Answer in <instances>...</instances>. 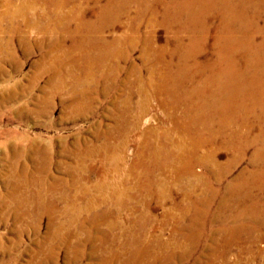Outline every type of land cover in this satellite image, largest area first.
I'll list each match as a JSON object with an SVG mask.
<instances>
[{
    "label": "rangeland",
    "instance_id": "rangeland-1",
    "mask_svg": "<svg viewBox=\"0 0 264 264\" xmlns=\"http://www.w3.org/2000/svg\"><path fill=\"white\" fill-rule=\"evenodd\" d=\"M122 1L0 0V264H98L101 257L117 254L119 260H131L130 264L154 260L158 264L161 259H168L169 264H264V233L232 241L229 246L232 235L222 229L234 223L225 226L220 209L226 198L225 185L249 167L258 146L244 143L243 158L235 166L225 165L228 173L221 180L206 161V165L195 162L190 168H180L182 173H174L173 161L165 162L163 156L155 163L150 161L148 167L138 165L143 151L148 153L139 144L148 127L158 130V138L154 140L157 136L153 135L150 140L159 147L164 132L172 138L180 135L166 114L171 110L169 115L180 119L183 113L179 106L166 102L164 106L163 100L170 99L159 84L161 68L144 53L146 40L153 46H170L180 33L174 34L162 21L163 1L170 0H124V5ZM106 4V9H117L100 16ZM97 25L103 29H94ZM211 41L208 37L207 46ZM147 116L156 120L142 122ZM121 119L125 122L122 128L117 124ZM138 119L142 123L133 126ZM204 148L198 150L199 156L209 154L203 150L211 147ZM214 153L219 165L233 157L218 145ZM143 246L161 255H149Z\"/></svg>",
    "mask_w": 264,
    "mask_h": 264
},
{
    "label": "bare ground",
    "instance_id": "bare-ground-1",
    "mask_svg": "<svg viewBox=\"0 0 264 264\" xmlns=\"http://www.w3.org/2000/svg\"><path fill=\"white\" fill-rule=\"evenodd\" d=\"M9 1V0H8ZM63 1V0H62ZM84 1V0H83ZM108 1V0H107ZM126 1V0H125ZM148 1V0H147ZM155 1V0H154ZM59 2V1H58ZM98 2V1H97ZM114 3V2H113ZM118 3V2H117ZM123 5L124 0L122 1ZM150 3V2H149ZM158 3V2H156ZM163 22L168 24L175 36L173 43L163 46H153L145 42V52L148 60L161 72L158 78L167 95L168 105L179 106L183 117L172 118L166 114L178 129L180 135L172 138L169 133H163V143L157 145L150 137L156 135L155 129L141 133V148L148 153L141 156L138 165L160 161L172 162L174 173H182L180 168H190L195 162L211 166L216 179L225 176L226 166H235L243 158V145L258 146L249 160V167L241 170L235 180L225 185L226 198L220 204L223 210L221 221L225 226L231 225L225 231L232 241L249 240L254 233L256 238L264 233V0H170L163 1ZM45 4V3H44ZM89 4V3H88ZM99 4V3H98ZM111 4V2H110ZM115 4V3H114ZM112 5V4H111ZM56 6V5H55ZM54 6V7H55ZM100 8V16L113 12L117 8ZM113 6V5H112ZM122 6V5H121ZM120 6V7H121ZM146 6V5H145ZM118 7V6H117ZM153 7V6H152ZM73 8V7H71ZM97 8V6H96ZM161 8V7H160ZM21 9V8H19ZM62 9V8H60ZM64 9V8H63ZM74 9V8H73ZM152 9V8H151ZM59 10V9H58ZM84 10V8H83ZM96 10V9H95ZM79 11V10H78ZM161 11V9H160ZM72 12V11H71ZM76 12V11H75ZM117 12V11H116ZM126 12V11H125ZM23 13V12H22ZM73 13V12H72ZM86 13V12H85ZM159 13V11H158ZM78 14V13H77ZM119 14V13H118ZM154 14V13H153ZM156 14V13H155ZM59 15V13H58ZM57 15V19H58ZM68 15V14H67ZM124 15V14H123ZM80 16V15H79ZM104 16V15H103ZM154 16V15H153ZM61 17V16H60ZM65 17V16H64ZM72 17V16H70ZM74 17V16H73ZM94 17V16H93ZM77 18V17H76ZM82 18V17H81ZM104 18V17H103ZM108 18V17H107ZM106 18V19H107ZM112 18V17H111ZM115 18V17H113ZM118 18V17H117ZM122 18V17H121ZM85 19V18H84ZM100 19V18H99ZM105 19V20H106ZM56 20V19H55ZM60 20V19H59ZM63 20V19H62ZM68 20V19H67ZM73 20V19H72ZM80 21V19H78ZM83 20V19H82ZM89 20V19H88ZM92 20V19H91ZM97 21V20H96ZM95 21V22H96ZM111 21V20H110ZM115 21V20H114ZM157 21V20H156ZM64 22V21H62ZM77 22V21H76ZM74 22V23H76ZM92 22V21H91ZM94 22V21H93ZM122 22V21H121ZM70 23V22H69ZM110 23V22H109ZM57 24V23H56ZM81 24V23H80ZM86 24V23H85ZM107 24V23H103ZM102 26L104 27V25ZM112 24V22H111ZM114 24V23H113ZM112 24V25H113ZM118 24V23H117ZM58 25V24H57ZM84 25V24H83ZM101 25V24H100ZM79 26V25H78ZM98 26V25H97ZM108 26V24H107ZM60 27V26H59ZM65 27V26H64ZM69 27V26H68ZM76 27V26H75ZM87 27V26H86ZM92 27L89 23L88 28ZM159 27V26H158ZM63 28V27H62ZM57 29V28H56ZM96 30L103 29L98 26ZM157 29V28H156ZM16 30V29H15ZM79 30V29H78ZM115 30V29H114ZM14 31V30H13ZM63 31V30H61ZM89 31V30H88ZM112 31V30H111ZM59 32V31H58ZM81 32V31H80ZM91 32V31H90ZM95 32V31H94ZM13 33V32H12ZM61 33V32H60ZM169 33V32H168ZM63 34V33H62ZM94 34V33H93ZM96 34V33H95ZM102 34V33H101ZM105 34V33H104ZM124 34V33H123ZM127 34V33H125ZM64 35V34H63ZM74 35V32H73ZM135 36V35H134ZM65 37V36H64ZM69 37V36H68ZM88 37V36H87ZM113 37V36H112ZM152 37V36H151ZM150 37V38H151ZM208 37L212 39L207 46ZM89 38V37H88ZM99 38V37H98ZM105 38V36H104ZM119 38V37H118ZM122 38V37H121ZM124 38V37H123ZM149 38V37H148ZM56 39V38H55ZM65 39V38H64ZM75 39V38H74ZM76 40V39H75ZM81 40V39H80ZM118 40V39H117ZM122 40V39H121ZM130 40V39H129ZM153 40V39H152ZM61 41V40H60ZM63 41V40H62ZM74 41V40H72ZM87 41V40H86ZM116 41V40H115ZM127 41V40H126ZM143 41V40H142ZM167 41V40H166ZM58 42V41H57ZM65 42V41H64ZM64 42L62 44H64ZM77 42V41H76ZM165 42V41H164ZM171 42V41H170ZM108 43V42H107ZM122 43V42H121ZM126 42H124L125 44ZM130 43V42H129ZM143 43V42H142ZM52 44V43H51ZM81 43H79L80 45ZM85 44V43H84ZM89 44V43H88ZM99 44V43H98ZM109 44V43H108ZM119 44V43H118ZM133 44V43H132ZM131 44V45H132ZM154 44V43H153ZM73 45V44H72ZM77 45V44H76ZM92 45V44H91ZM120 45V44H119ZM135 45V44H134ZM157 45V44H156ZM60 46V44H59ZM75 46V45H74ZM87 46V45H86ZM85 46V47H86ZM99 46V45H98ZM57 47V46H56ZM80 47V46H79ZM88 47V46H87ZM86 47V49H87ZM93 47V46H92ZM96 47V46H95ZM104 47V46H103ZM107 47V46H106ZM210 47L211 53L206 51ZM60 48V47H59ZM65 48V47H64ZM68 48V47H67ZM109 48V47H108ZM118 48V47H117ZM116 48V49H117ZM63 49V48H62ZM66 49V48H65ZM90 48H88L89 50ZM103 49V48H101ZM207 49V50H206ZM58 51V50H57ZM67 51V50H66ZM81 51V50H80ZM85 51V50H84ZM97 51V50H96ZM122 51V50H121ZM120 51V52H121ZM51 52V51H50ZM59 52V51H58ZM68 52V51H67ZM66 52V53H67ZM90 52V50H89ZM88 52V53H89ZM103 52V50H102ZM43 53V52H42ZM122 53V52H121ZM50 54V53H49ZM54 54V53H53ZM64 54V53H63ZM73 54V53H72ZM79 54V53H78ZM77 54V55H78ZM103 54V53H102ZM105 54V53H104ZM120 54V53H119ZM48 55V54H47ZM91 55V54H90ZM96 55V54H95ZM110 55V54H109ZM125 55V54H124ZM50 56V55H49ZM55 56V55H52ZM59 56V55H58ZM70 56V54H69ZM112 56V55H111ZM142 56V55H141ZM57 57V56H56ZM67 57V56H65ZM73 57V56H72ZM80 57V56H78ZM77 57V58H78ZM88 57V56H87ZM113 57V56H112ZM125 57V56H124ZM123 57V58H124ZM86 58V57H85ZM102 58V57H101ZM107 58V57H106ZM105 58V59H106ZM116 58V56H115ZM58 59V58H57ZM88 59V58H87ZM86 59V60H87ZM104 59V58H103ZM79 60V59H78ZM84 60V61H86ZM110 60V58H109ZM49 61V60H48ZM61 61V60H60ZM64 61V60H62ZM83 61V60H82ZM93 61V60H92ZM97 61V60H96ZM101 61V60H100ZM104 61V60H103ZM102 61V62H103ZM108 61V59H107ZM53 62V61H52ZM80 62V61H79ZM57 63V62H56ZM67 63V62H66ZM97 63V62H95ZM104 63V62H103ZM90 64V62H89ZM147 64V62H146ZM51 65V64H49ZM79 65V64H78ZM101 65V64H100ZM99 65V66H100ZM115 65V64H114ZM150 65V64H149ZM55 66V65H54ZM60 66V65H59ZM91 66V65H90ZM108 66V65H107ZM48 67V66H47ZM98 67V66H97ZM101 67V66H100ZM105 67V66H104ZM115 67V66H114ZM151 67V66H150ZM153 67V66H152ZM49 68V67H48ZM61 68V67H60ZM73 68V67H72ZM71 68V69H72ZM95 68V67H94ZM109 68V67H108ZM122 68V67H121ZM146 68V67H145ZM85 69V68H84ZM87 69V68H86ZM91 69V68H89ZM58 70V69H57ZM61 70V69H60ZM88 70V69H87ZM102 70V69H101ZM149 70V69H148ZM147 70V71H148ZM56 71V70H55ZM59 71V70H58ZM70 71V69H69ZM75 71V70H74ZM78 71V70H76ZM100 71V70H99ZM140 71V70H139ZM151 71V70H150ZM149 71V72H150ZM157 71V70H156ZM160 71V70H159ZM57 72V71H56ZM65 72V71H64ZM85 72V71H84ZM93 72V71H92ZM91 72V73H92ZM62 73V72H59ZM68 73V72H67ZM122 73V72H121ZM130 73V71H129ZM157 73V72H156ZM78 74V73H77ZM96 74V73H95ZM106 74V72H105ZM114 74V73H113ZM136 74V73H135ZM71 75V74H70ZM76 75V74H75ZM79 75V74H78ZM83 75V74H82ZM109 75V74H108ZM137 75V74H136ZM66 76V75H65ZM81 76V75H80ZM79 76V77H80ZM92 76V75H91ZM103 76V75H102ZM150 76V75H149ZM58 77V76H57ZM60 77V76H59ZM71 77V76H70ZM93 77V76H92ZM100 77V76H99ZM140 77V76H139ZM68 78V77H67ZM75 78V77H74ZM77 78V77H76ZM75 78V79H76ZM82 78V77H81ZM98 78V77H97ZM102 78V77H101ZM104 78V77H103ZM110 78V77H109ZM112 78V77H111ZM147 78V77H146ZM49 79V78H48ZM61 79V78H60ZM113 79V78H112ZM120 79V78H119ZM130 79V78H129ZM142 79V77H141ZM148 79V78H147ZM70 80V79H69ZM92 80V79H91ZM90 80V81H91ZM94 80V78H93ZM96 80V79H95ZM134 80V79H133ZM140 80V79H139ZM150 80V79H149ZM158 80V79H157ZM63 81V80H62ZM81 81V80H80ZM84 81V79H83ZM89 81V80H88ZM104 81V80H103ZM144 80L142 79V82ZM152 81V80H151ZM52 82V81H51ZM54 82V81H53ZM72 82V81H71ZM86 82V81H85ZM112 82V81H110ZM132 82V81H131ZM141 82V85L144 83ZM97 82H94V85ZM108 83V82H107ZM128 83V82H127ZM140 83V82H137ZM148 83V82H147ZM150 83V82H149ZM152 83V82H151ZM155 83V82H154ZM71 84V83H70ZM85 84V83H83ZM87 84V83H86ZM85 84V85H86ZM109 84V83H108ZM63 85V84H62ZM82 85V84H81ZM99 85V84H98ZM127 85V84H126ZM137 85V84H136ZM140 85V86H141ZM148 85V84H147ZM158 85V83H157ZM160 85V86H161ZM71 86V85H70ZM77 86V85H76ZM90 86V85H89ZM145 86V85H143ZM61 87V86H60ZM74 87V86H73ZM92 87V86H91ZM131 87V86H130ZM147 87V86H146ZM151 87V86H150ZM57 88V86H56ZM55 88V89H56ZM65 88V87H64ZM82 88V87H81ZM93 88V87H92ZM108 88V86H107ZM106 88V89H107ZM153 88V87H152ZM156 88V87H155ZM74 89V88H73ZM79 89V88H78ZM103 89V88H102ZM132 89V88H131ZM162 89V88H161ZM63 90V89H62ZM77 90V89H76ZM90 90V89H89ZM92 90V89H91ZM96 90V89H95ZM94 90V91H95ZM135 90V89H134ZM141 90V88L139 89ZM148 90V89H147ZM152 90V89H151ZM51 91V90H50ZM56 91V90H55ZM58 91V90H57ZM56 91V92H57ZM71 91V90H70ZM142 91V90H141ZM61 92V91H60ZM79 92V91H76ZM83 92V90H82ZM86 92V91H84ZM126 92V91H125ZM133 92V91H132ZM160 92V91H159ZM71 93V92H70ZM93 93V92H92ZM130 93V92H129ZM143 93V92H142ZM88 94V93H87ZM126 94V93H125ZM133 94V93H132ZM144 94V93H143ZM148 94V93H147ZM153 94V93H152ZM156 94V93H155ZM71 95V94H70ZM78 95V94H77ZM76 95V97H77ZM82 95V94H80ZM90 95V94H89ZM139 96V94H137ZM127 96V95H126ZM137 96V97H138ZM147 96V95H146ZM151 96V95H150ZM80 97V96H78ZM131 97V96H130ZM129 97V98H130ZM141 97V96H140ZM153 97V96H152ZM158 97V96H157ZM161 97V96H159ZM139 98V97H138ZM136 98V99H138ZM150 98V97H149ZM156 98V97H155ZM165 98V97H164ZM77 99V98H76ZM131 99V98H130ZM148 99V98H147ZM158 99V98H157ZM125 100V98H124ZM145 100V99H144ZM81 101V98H80ZM128 101V100H127ZM162 101V100H160ZM84 102V101H83ZM80 103V102H79ZM82 103V102H81ZM129 103V102H127ZM132 103V102H131ZM144 103V102H143ZM159 103V102H158ZM76 104V103H75ZM83 104V103H82ZM88 104V102H87ZM171 105V106H172ZM76 106V105H75ZM85 106V105H84ZM130 106V105H129ZM140 106V105H139ZM165 106V104H164ZM79 107V106H78ZM128 107V105H127ZM167 107V106H166ZM82 108V106H81ZM133 108V107H132ZM143 108V106L141 107ZM170 108V107H169ZM76 109V107H75ZM87 109V108H86ZM135 109V108H134ZM80 110V109H79ZM125 110V109H124ZM123 110V111H124ZM141 110V109H140ZM142 111V110H141ZM78 112V110H77ZM128 112V111H127ZM131 112V111H130ZM143 112V111H142ZM175 112V111H172ZM81 113V112H80ZM122 113V112H121ZM120 113V114H121ZM129 113V112H128ZM136 112H134L135 114ZM178 113V112H177ZM180 113V112H179ZM178 113V114H179ZM124 114V112H123ZM137 114V113H136ZM139 114V113H138ZM172 114V113H171ZM133 115V114H132ZM169 115V116H168ZM174 115V114H173ZM119 116V113L118 115ZM181 116V115H180ZM126 117V116H125ZM132 119V118H131ZM141 119V118H140ZM140 119L133 126L142 122L156 120L153 117ZM120 120V119H119ZM124 119L117 124L125 125ZM145 120V121H144ZM162 120V119H161ZM135 121V120H134ZM165 121V120H164ZM127 122V121H126ZM131 122V121H130ZM133 122V121H132ZM133 124V123H131ZM114 126V125H113ZM116 126V125H115ZM166 126V125H164ZM163 126V127H164ZM138 127V126H137ZM134 128V127H133ZM140 128V127H139ZM160 128V127H159ZM170 128V127H169ZM173 128V129H174ZM108 131V130H107ZM119 131V130H118ZM168 131V130H167ZM110 132V131H109ZM142 132V131H141ZM176 132V131H175ZM111 133V132H110ZM140 133V132H139ZM174 133V132H173ZM100 134V133H98ZM104 134V133H103ZM108 135V134H107ZM119 135V134H118ZM124 135V134H123ZM140 135V134H139ZM160 135V134H159ZM103 136V135H102ZM111 136V135H110ZM127 136V135H126ZM104 137V136H103ZM139 137V136H138ZM112 138V137H110ZM115 138V137H114ZM153 138V137H152ZM106 139V138H105ZM125 139V138H124ZM127 139V138H126ZM116 140V139H114ZM157 140V139H156ZM160 140V139H159ZM112 141V140H111ZM122 141V140H121ZM106 142V141H105ZM109 143V142H106ZM120 142V141H119ZM118 142V143H119ZM159 142V141H158ZM157 142V143H158ZM116 143V142H115ZM123 143V142H122ZM121 143V144H122ZM247 143V144H244ZM111 144V143H110ZM124 144V143H123ZM98 145V144H97ZM96 145V146H97ZM215 145L232 153L224 164L219 165L215 155ZM35 146V145H34ZM94 146V145H92ZM208 148L207 156H199L198 150ZM103 147V145L101 146ZM114 147V146H113ZM88 148V147H87ZM112 148V147H111ZM117 148V147H116ZM204 148V149H205ZM38 149V148H37ZM86 149V148H85ZM90 149V148H89ZM94 149V148H93ZM92 149V150H93ZM81 150V149H80ZM105 150V149H104ZM210 150V151H209ZM38 151V150H37ZM102 151V150H101ZM109 151V150H108ZM115 151V149L113 150ZM122 151V150H121ZM117 152V151H116ZM97 153V152H95ZM120 153V152H119ZM142 153V152H141ZM86 154V153H85ZM92 154V153H91ZM110 154V153H108ZM107 154V156H108ZM112 154V153H111ZM117 154V153H116ZM114 154V155H116ZM202 154V153H201ZM39 155V154H38ZM103 155V154H102ZM138 155V154H137ZM136 155V156H137ZM83 156V155H82ZM101 156V155H100ZM106 156V155H105ZM121 156V155H120ZM123 156V155H122ZM139 156V155H138ZM89 158V157H88ZM97 158V156H96ZM114 158V157H113ZM121 158V157H120ZM160 158V159H159ZM108 159V158H107ZM116 159V158H115ZM219 159V158H218ZM82 160V159H81ZM134 160V159H133ZM136 160V159H135ZM134 160V161H135ZM139 160V159H138ZM137 160V161H138ZM206 161V162H205ZM92 162V161H91ZM97 162V161H96ZM99 162V161H98ZM101 162V161H100ZM90 163V162H89ZM93 163V162H92ZM109 163V162H108ZM116 163V162H115ZM114 163V165H115ZM233 163V164H232ZM87 165V162H86ZM90 165V164H89ZM111 165V164H110ZM131 165H134L131 164ZM166 165V164H165ZM200 165H203L200 163ZM107 166V165H106ZM206 166V168H207ZM248 166V165H247ZM105 167V166H103ZM111 167V166H110ZM115 167V166H114ZM137 167V165H136ZM136 167H134L136 169ZM146 167V169H147ZM157 167V166H156ZM166 168V166H163ZM168 168V167H167ZM87 169V168H86ZM100 169V168H99ZM119 169V168H118ZM138 169V168H137ZM136 169V170H137ZM192 169V168H191ZM229 169V168H228ZM116 170V169H115ZM114 170V171H115ZM141 170V169H140ZM155 170V169H154ZM160 170V169H159ZM171 170V169H170ZM187 170V169H186ZM190 170V169H189ZM96 171V170H95ZM106 171V170H105ZM110 173V170H108ZM113 171V170H112ZM111 171V172H112ZM149 171V170H148ZM153 171V170H152ZM169 171V170H168ZM85 172V171H84ZM88 172V171H86ZM132 172V171H131ZM140 172V171H139ZM162 172V171H161ZM203 172V171H202ZM207 172V171H206ZM210 172V173H211ZM104 173V171H103ZM148 173V172H147ZM150 173V172H149ZM157 173V172H155ZM160 173V172H159ZM166 173V172H165ZM192 173V172H191ZM201 173V172H200ZM208 173V172H207ZM136 174V173H135ZM167 174V173H166ZM169 174V173H168ZM188 174V173H187ZM186 174V175H187ZM212 174V173H211ZM87 175V174H86ZM118 175V174H117ZM150 175V174H149ZM162 175V174H161ZM181 175V174H180ZM192 175V174H191ZM201 175V174H200ZM235 175V174H234ZM89 176V175H88ZM87 176V177H88ZM105 176V175H104ZM163 176V175H162ZM178 176V175H177ZM189 176V175H188ZM103 175L101 176V178ZM137 177V176H136ZM146 176H143V178ZM186 177V176H185ZM192 177V176H191ZM194 177V176H193ZM205 177V176H204ZM140 179V177H138ZM155 178V177H154ZM160 178V177H159ZM162 178V177H161ZM166 178V177H165ZM202 178V177H201ZM188 179V178H187ZM193 179V178H192ZM215 179V180H216ZM143 180V179H142ZM158 180V179H157ZM166 180V179H165ZM171 180V178H170ZM186 180V179H185ZM190 180V179H189ZM198 180V179H197ZM214 180V179H213ZM216 180V181H217ZM100 181V180H99ZM145 181V180H144ZM143 181V183H144ZM200 181H203L202 179ZM211 181V180H210ZM208 181L209 183H211ZM104 182V180H103ZM110 182V181H109ZM159 182V180H158ZM172 182V181H171ZM189 182V181H188ZM187 182V183H188ZM207 183V181H205ZM106 183V182H105ZM142 183V182H141ZM201 183V182H200ZM214 183V182H213ZM216 183V182H215ZM35 184H38L35 183ZM40 184V183H39ZM53 184V183H52ZM56 184V183H55ZM96 184V183H95ZM151 184V183H150ZM163 184V182H162ZM204 184V183H203ZM159 185V184H158ZM165 185V183H164ZM199 185V184H198ZM51 186V185H50ZM103 186V184H102ZM105 186V185H104ZM107 186V185H106ZM110 186V185H109ZM141 186V184H140ZM150 186V185H149ZM156 186V185H155ZM162 186V185H161ZM187 186V185H186ZM86 187V186H85ZM88 187V186H87ZM113 187V186H112ZM118 187V186H117ZM142 187V186H141ZM193 187V186H192ZM206 187V186H205ZM53 188V187H51ZM89 188V187H88ZM100 188L97 187V189ZM146 188V187H145ZM156 188V187H155ZM189 188V187H188ZM213 188V187H212ZM211 188V189H212ZM215 188V187H214ZM41 189V188H40ZM48 189V188H47ZM54 189V188H53ZM90 189V188H89ZM108 189V188H106ZM132 189V188H131ZM139 189V188H138ZM143 189V188H142ZM152 189V188H151ZM160 189V188H159ZM191 189V188H190ZM207 189V188H206ZM216 189V188H215ZM88 190V189H87ZM153 190V189H152ZM187 190V189H186ZM192 190V189H191ZM208 190V189H207ZM38 191V190H37ZM78 191V190H77ZM89 191V190H88ZM104 191V190H103ZM107 191V190H106ZM105 191V192H106ZM145 191V190H144ZM155 191V190H154ZM153 191V192H154ZM210 191V190H209ZM84 192V191H83ZM82 192V193H83ZM100 192V190H99ZM123 192V191H122ZM121 192V193H122ZM142 192V190H141ZM149 192V191H148ZM147 192V193H148ZM187 192H189L187 190ZM193 192V191H192ZM202 192V191H201ZM85 193V192H84ZM89 193V192H88ZM87 193V194H88ZM103 193V192H102ZM107 193V192H106ZM111 193V192H110ZM113 193V192H112ZM111 193V194H112ZM160 193V192H159ZM196 193V192H195ZM194 193V194H195ZM211 193V192H209ZM219 193V192H218ZM217 193V194H218ZM41 194V193H40ZM86 194V195H87ZM117 194V193H116ZM139 194V193H138ZM164 194V193H163ZM166 194V193H165ZM198 194V193H197ZM215 194V193H214ZM213 194V195H214ZM145 195V194H144ZM151 195V194H150ZM189 195V194H188ZM191 195V194H190ZM199 195V194H198ZM204 195V194H203ZM212 195V194H211ZM67 196V195H66ZM85 196V195H83ZM106 196V195H105ZM108 196V195H107ZM116 196V195H115ZM118 196V195H117ZM121 196V195H120ZM119 196V197H120ZM163 196V195H162ZM196 196V195H194ZM39 197V196H38ZM113 197V196H111ZM160 197V196H159ZM157 197V198H159ZM164 197V196H163ZM188 197V196H187ZM104 198V197H103ZM108 198V197H106ZM123 198V197H122ZM195 199V197H193ZM110 199V198H109ZM119 199V198H118ZM206 199V198H205ZM209 199V198H208ZM212 199V198H211ZM120 200V199H119ZM189 200V199H188ZM90 201V200H89ZM109 201V200H108ZM113 201V200H111ZM116 201V200H115ZM125 201V200H124ZM208 200H204L205 203ZM160 202V201H159ZM43 203V202H42ZM187 203V202H186ZM91 204V203H90ZM122 204V203H121ZM189 204L191 205L190 201ZM193 204V203H192ZM214 204V203H213ZM212 204V205H213ZM52 205V204H51ZM70 205V204H69ZM93 205V204H92ZM116 205V204H115ZM125 205V204H124ZM122 205V206H124ZM209 206V204H207ZM88 206V205H87ZM118 206V205H117ZM207 206V207H208ZM211 206V205H210ZM69 207V206H68ZM198 207V206H197ZM51 208V207H50ZM53 208V207H52ZM74 208V207H73ZM86 208V207H85ZM91 208V207H90ZM93 208V207H92ZM39 209V208H38ZM64 209V208H63ZM182 209V208H181ZM196 209V208H195ZM201 209V208H200ZM217 209V208H216ZM219 209V208H218ZM51 210V209H50ZM76 210V209H75ZM74 210V211H75ZM78 210V209H77ZM88 210V209H87ZM90 210V209H89ZM119 210V209H118ZM149 210V209H148ZM203 210V209H202ZM206 210V209H205ZM81 211V210H80ZM86 211V210H85ZM208 211V210H207ZM69 212V211H68ZM71 212V211H70ZM79 212V211H78ZM105 212V211H104ZM209 212V211H208ZM214 212V211H213ZM72 213V212H71ZM86 213V212H85ZM196 213V212H195ZM207 213V212H205ZM221 213V212H220ZM75 214V213H74ZM32 215V214H31ZM67 215V214H66ZM96 215V214H95ZM51 216V215H50ZM70 216V215H69ZM72 216V215H71ZM102 216V215H101ZM136 216V215H135ZM214 216V215H213ZM75 217V216H74ZM77 217V216H76ZM92 217V216H91ZM94 217V216H93ZM147 217V216H146ZM197 217V216H195ZM166 218V217H165ZM207 218V217H206ZM212 218V217H211ZM217 218V216H216ZM94 219V218H93ZM92 219V220H93ZM102 219V218H101ZM143 219V218H142ZM183 219V218H182ZM70 220V219H69ZM73 220V219H72ZM99 220V219H98ZM218 220V219H217ZM139 221V220H137ZM184 221V220H182ZM194 221V220H193ZM198 221V220H197ZM113 222V221H112ZM94 223V222H93ZM110 223V222H109ZM89 224V223H88ZM111 224V223H110ZM137 224V223H136ZM98 225V224H97ZM138 225V224H137ZM27 226V225H26ZM80 227V226H79ZM125 227V226H124ZM136 227V226H135ZM133 228V227H132ZM112 229V228H111ZM55 230V229H54ZM128 230V229H127ZM260 231V232H259ZM107 232V231H106ZM142 232V231H141ZM140 232V233H141ZM47 236V235H46ZM107 236V235H106ZM109 236V235H108ZM144 236V235H143ZM224 236V235H223ZM104 237V236H103ZM126 237V236H125ZM234 237V238H233ZM136 240V238H134ZM190 239V238H188ZM106 240V239H105ZM131 240V239H130ZM133 240V239H132ZM131 240V242H132ZM144 240V239H141ZM153 240V239H152ZM222 240V239H221ZM227 240V239H226ZM156 244L160 243L155 238ZM258 241V240H257ZM194 242V240H193ZM192 242V243H193ZM197 242V241H196ZM133 243V242H132ZM137 243V242H136ZM146 243V242H145ZM154 243V242H153ZM217 243V242H216ZM141 244V243H140ZM226 244V243H225ZM151 245V244H150ZM153 245V244H152ZM158 245V244H157ZM156 245V246H157ZM188 245V244H187ZM196 245V244H195ZM220 245V244H218ZM136 246V245H135ZM130 247V246H129ZM139 247V246H138ZM150 247V246H149ZM187 247V246H186ZM73 248V247H72ZM119 248V247H118ZM121 248V247H120ZM149 255L155 251L143 246ZM123 249V247H122ZM226 249V248H225ZM130 250V249H129ZM133 251V249H132ZM142 251V250H141ZM72 252V251H71ZM119 252V251H118ZM128 252V251H127ZM136 252H138L136 250ZM218 252V251H217ZM52 253V252H51ZM221 253V252H220ZM48 254V253H47ZM116 254V253H115ZM125 254H127L125 252ZM138 254V253H137ZM155 254L161 255L157 252ZM122 255V254H121ZM169 255H171L169 253ZM111 256V255H109ZM101 257L98 264H130L128 258L120 255ZM123 256V255H122ZM135 256V255H132ZM157 256V255H156ZM217 256V255H216ZM220 256V255H219ZM52 258V257H51ZM148 258V257H147ZM166 258V257H165ZM80 259V258H79ZM132 259V258H131ZM157 259V258H156ZM159 259V258H158ZM48 260V259H47ZM99 260V259H98ZM118 260L120 263H118ZM255 260V259H254ZM133 261V260H132ZM142 261V259H141ZM139 261V262H141ZM146 261V260H145ZM158 264H169L168 259H161ZM210 261V260H209ZM48 262V261H47ZM136 262V261H134ZM156 260L152 261L153 264ZM93 263V262H92ZM95 263V262H94ZM138 263V262H136ZM144 263V261H143ZM44 264V263H43ZM142 264V263H141ZM220 264V263H219Z\"/></svg>",
    "mask_w": 264,
    "mask_h": 264
}]
</instances>
